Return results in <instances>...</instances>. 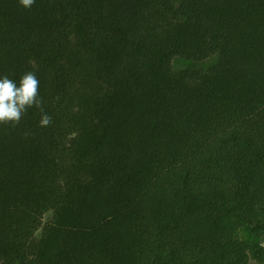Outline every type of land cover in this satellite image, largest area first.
Returning a JSON list of instances; mask_svg holds the SVG:
<instances>
[{"label": "trees", "instance_id": "16d2710c", "mask_svg": "<svg viewBox=\"0 0 264 264\" xmlns=\"http://www.w3.org/2000/svg\"><path fill=\"white\" fill-rule=\"evenodd\" d=\"M28 71L52 123L0 125V264H264V0H0Z\"/></svg>", "mask_w": 264, "mask_h": 264}, {"label": "clouds", "instance_id": "9594fccd", "mask_svg": "<svg viewBox=\"0 0 264 264\" xmlns=\"http://www.w3.org/2000/svg\"><path fill=\"white\" fill-rule=\"evenodd\" d=\"M35 0H20L25 8H31ZM36 108L41 111L40 125L49 126L52 119L43 112V101L39 95V80L28 71L22 75L19 84L8 76L0 78V125L19 124L26 112Z\"/></svg>", "mask_w": 264, "mask_h": 264}, {"label": "rangeland", "instance_id": "374dc122", "mask_svg": "<svg viewBox=\"0 0 264 264\" xmlns=\"http://www.w3.org/2000/svg\"><path fill=\"white\" fill-rule=\"evenodd\" d=\"M218 58L212 57L204 62H193L188 61L186 59L176 58L173 60V69L175 72H181L185 70H198V71H206L213 65L217 63ZM51 215H47L45 217V223L50 219ZM41 232L38 233V236H40ZM250 231L248 230H242L239 233V238L242 240H250ZM262 245L264 246V238L261 240Z\"/></svg>", "mask_w": 264, "mask_h": 264}]
</instances>
